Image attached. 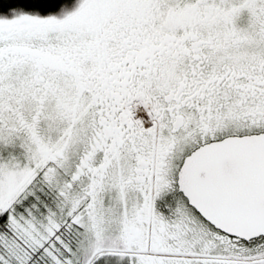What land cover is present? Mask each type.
<instances>
[{
	"label": "snow or ice",
	"instance_id": "6c2138e0",
	"mask_svg": "<svg viewBox=\"0 0 264 264\" xmlns=\"http://www.w3.org/2000/svg\"><path fill=\"white\" fill-rule=\"evenodd\" d=\"M0 264H264V0H0Z\"/></svg>",
	"mask_w": 264,
	"mask_h": 264
}]
</instances>
